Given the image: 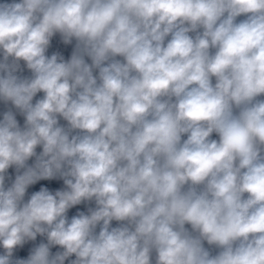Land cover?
I'll return each instance as SVG.
<instances>
[{
  "label": "clouds",
  "instance_id": "9594fccd",
  "mask_svg": "<svg viewBox=\"0 0 264 264\" xmlns=\"http://www.w3.org/2000/svg\"><path fill=\"white\" fill-rule=\"evenodd\" d=\"M0 264H264V0H0Z\"/></svg>",
  "mask_w": 264,
  "mask_h": 264
}]
</instances>
